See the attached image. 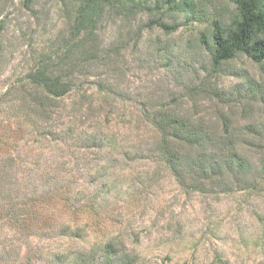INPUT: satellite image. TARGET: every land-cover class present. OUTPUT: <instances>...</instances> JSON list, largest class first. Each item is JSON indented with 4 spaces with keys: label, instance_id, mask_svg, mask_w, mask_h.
Wrapping results in <instances>:
<instances>
[{
    "label": "rangeland",
    "instance_id": "1",
    "mask_svg": "<svg viewBox=\"0 0 264 264\" xmlns=\"http://www.w3.org/2000/svg\"><path fill=\"white\" fill-rule=\"evenodd\" d=\"M75 1L0 0V264H264V64L211 60L233 0H95L106 64L44 114L29 73L64 52ZM156 114L234 142L242 166L179 181Z\"/></svg>",
    "mask_w": 264,
    "mask_h": 264
},
{
    "label": "trees",
    "instance_id": "2",
    "mask_svg": "<svg viewBox=\"0 0 264 264\" xmlns=\"http://www.w3.org/2000/svg\"><path fill=\"white\" fill-rule=\"evenodd\" d=\"M180 1L187 4L189 0ZM23 2L28 4L29 0ZM78 2L76 0L75 4ZM233 3L236 17L231 25L226 28L216 22L212 25V63L217 66L241 54L255 63L264 64V0H233ZM117 4L122 5L116 3L111 4V7H120ZM98 9L95 0L80 2L69 38L59 48L64 52L57 56L55 51L53 58L41 59L37 67L29 73L31 92L26 93L25 97L31 96V103L44 114L53 105L57 107L55 100L64 98L72 91L76 85L74 80L81 74L82 68L89 69L97 63L106 64L103 58L106 59L107 53L100 55L101 49L97 41L96 22L100 16ZM25 100L24 98L23 102ZM149 124L158 136L156 150L160 160L179 181L180 175L186 172L195 176L194 183H201L203 178L210 177L209 173L216 174L222 167L233 170L236 165L237 168L242 166L238 164L240 156L234 142L221 141L207 149L211 143L203 139L205 134L202 135V128L190 122L180 121L167 114H156ZM95 134H89L92 142L89 147L100 150L95 145ZM7 176L0 170L1 185L6 180L3 177Z\"/></svg>",
    "mask_w": 264,
    "mask_h": 264
}]
</instances>
